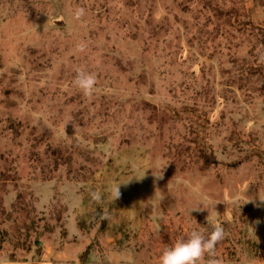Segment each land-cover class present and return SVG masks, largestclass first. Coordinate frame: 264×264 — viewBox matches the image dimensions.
Listing matches in <instances>:
<instances>
[{"label": "rangeland", "instance_id": "rangeland-1", "mask_svg": "<svg viewBox=\"0 0 264 264\" xmlns=\"http://www.w3.org/2000/svg\"><path fill=\"white\" fill-rule=\"evenodd\" d=\"M257 26L264 0H0V258L159 264L220 224L215 258L264 264Z\"/></svg>", "mask_w": 264, "mask_h": 264}, {"label": "clouds", "instance_id": "clouds-1", "mask_svg": "<svg viewBox=\"0 0 264 264\" xmlns=\"http://www.w3.org/2000/svg\"><path fill=\"white\" fill-rule=\"evenodd\" d=\"M86 14L83 7H77L74 10V19L80 20ZM80 50H84V46H80ZM264 59V56L261 57ZM73 84L79 88L85 96H91L97 85V78L94 73L84 69H77ZM154 175L157 178H162L163 175ZM144 177L138 178L142 179ZM115 201L120 198V186L112 193ZM92 197L97 202L100 201V195L93 193ZM264 200V199H261ZM107 219V215H104ZM226 233L220 224H215L211 232L205 236L198 230H193L184 236L179 237L173 244L165 245L159 256V264H222L215 258L216 249L225 239ZM206 255L208 259L206 260Z\"/></svg>", "mask_w": 264, "mask_h": 264}, {"label": "crops", "instance_id": "crops-1", "mask_svg": "<svg viewBox=\"0 0 264 264\" xmlns=\"http://www.w3.org/2000/svg\"><path fill=\"white\" fill-rule=\"evenodd\" d=\"M0 264H50V263L46 261L36 262L32 259L12 260V259L0 258Z\"/></svg>", "mask_w": 264, "mask_h": 264}, {"label": "trees", "instance_id": "trees-1", "mask_svg": "<svg viewBox=\"0 0 264 264\" xmlns=\"http://www.w3.org/2000/svg\"><path fill=\"white\" fill-rule=\"evenodd\" d=\"M250 22H251V23H250V26H255V25H253L252 21H250ZM256 29H257V31H258L260 37L262 38V43H264V27H258V26H257ZM259 70H260V69L257 68V69L254 70V72H257V71H259ZM87 253H88V249L84 252L83 257L86 256Z\"/></svg>", "mask_w": 264, "mask_h": 264}]
</instances>
